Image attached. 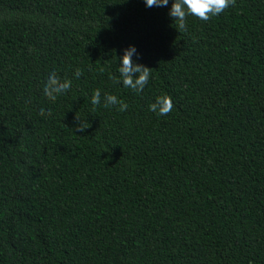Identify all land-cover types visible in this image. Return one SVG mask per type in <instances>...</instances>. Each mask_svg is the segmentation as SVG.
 <instances>
[{"label": "trees", "instance_id": "16d2710c", "mask_svg": "<svg viewBox=\"0 0 264 264\" xmlns=\"http://www.w3.org/2000/svg\"><path fill=\"white\" fill-rule=\"evenodd\" d=\"M172 3L0 0V264H264V0L184 32ZM130 45L140 93L110 78Z\"/></svg>", "mask_w": 264, "mask_h": 264}, {"label": "clouds", "instance_id": "9594fccd", "mask_svg": "<svg viewBox=\"0 0 264 264\" xmlns=\"http://www.w3.org/2000/svg\"><path fill=\"white\" fill-rule=\"evenodd\" d=\"M169 0H145L147 7H166ZM236 0H173L171 8L169 9V17L173 19L176 24V29L179 32L187 31L188 16H193L202 21H209L212 17L223 13L228 7L235 6ZM138 55L135 46H129L124 49L123 55L117 57L119 60L118 72L119 79L115 75L110 78L116 84H122L125 88H130L133 91L143 92L145 86L151 76L152 69L133 61V56ZM78 79L82 75L80 69H76L74 73ZM72 81L68 78H61L56 72L48 75L43 86V95L50 101H55L58 95L67 93L71 90ZM90 102L92 105H98L101 102V92L99 89L94 90ZM119 106V111H125L128 108L126 102L118 99L112 94L104 95V107ZM173 102L170 96L161 95L155 98V101L149 104V110L157 115L164 116L170 113L173 108ZM40 115H51V110L47 113L44 108L40 109ZM77 124L76 129L83 133L85 129L90 127L87 120H81L76 114Z\"/></svg>", "mask_w": 264, "mask_h": 264}]
</instances>
